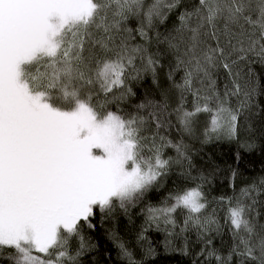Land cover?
I'll list each match as a JSON object with an SVG mask.
<instances>
[{"label": "snow or ice", "instance_id": "1", "mask_svg": "<svg viewBox=\"0 0 264 264\" xmlns=\"http://www.w3.org/2000/svg\"><path fill=\"white\" fill-rule=\"evenodd\" d=\"M254 63L264 65V0H0V256L79 264L93 247L83 229H95L97 212L101 222L117 209L127 215L174 165L193 167L185 139L196 137L202 114L204 142L239 140L244 130L241 147L254 150L247 122L264 95ZM147 75L160 99L126 110L132 82ZM238 176L231 169L232 195L210 201L201 175L146 205L138 241L155 228L166 247L183 237L186 255L194 230L199 264H264V176L237 191Z\"/></svg>", "mask_w": 264, "mask_h": 264}, {"label": "trees", "instance_id": "2", "mask_svg": "<svg viewBox=\"0 0 264 264\" xmlns=\"http://www.w3.org/2000/svg\"><path fill=\"white\" fill-rule=\"evenodd\" d=\"M174 21L175 17L173 16L167 26L170 28ZM160 31L163 32L164 29L161 28ZM156 49L157 45L154 42L152 50L156 51ZM169 59L164 58L162 63L167 66ZM251 68L257 86L264 92V65L254 63ZM218 71L220 79L223 80L226 74L223 69ZM159 80L162 84H167L166 67L160 70ZM131 86L135 95L124 105L126 110H132L134 105L146 98L160 99V90L153 84L150 75L140 81L132 82ZM232 103H236L235 99L232 100ZM256 103L258 108L253 109V114L247 122L253 129L252 139L256 143L254 150L247 151L241 147V143L248 138V133L244 130H241L239 140L230 141L223 137H214L204 142L202 133L206 124V116L202 114L196 126V137L185 139V142L190 146L193 167L187 169L174 165L169 174L162 179L160 185L150 191L145 199L133 207L127 215L117 209L113 216L101 222L100 214L97 212L92 221L96 225L95 229H83L86 239L93 247L79 258V264H128V261L120 254L119 242H123L132 251L139 264H194V262L199 264L202 258H198L197 253L200 251L201 245L196 241L194 230L186 234L189 241L186 255L180 251L184 247L183 237L172 238L171 245L166 247L165 233L157 231L155 228H151L145 233V240L138 241V234L145 224V215L141 209L149 204L159 205L169 193L183 191L185 188L201 183V175L207 178V182L204 183V191L210 201L214 197L233 194V189L229 186L231 169H236L239 173L236 179L237 191L243 184L256 177L264 176V95H258ZM188 107H191V97L188 98ZM172 119L175 122V116ZM173 136L179 138L175 132ZM238 152L239 159H237ZM165 155L175 156V152L172 149H167ZM185 173L188 175L186 176ZM211 208H217L223 223L224 212L220 210V206L213 201L209 210ZM177 220L182 223L183 215L179 212ZM113 233L119 238L118 240L113 238ZM223 239L226 243H230L227 234ZM215 245L217 248L221 247L219 238L216 239ZM76 246L74 241L73 250ZM149 246L154 249L152 255L145 254V250ZM6 255L7 250L3 256ZM3 256H0V264H11Z\"/></svg>", "mask_w": 264, "mask_h": 264}]
</instances>
